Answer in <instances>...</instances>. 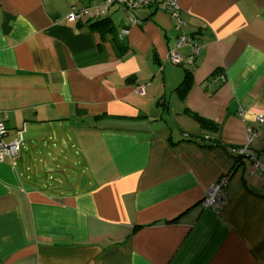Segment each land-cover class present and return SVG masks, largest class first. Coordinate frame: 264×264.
<instances>
[{
  "label": "crops",
  "instance_id": "1",
  "mask_svg": "<svg viewBox=\"0 0 264 264\" xmlns=\"http://www.w3.org/2000/svg\"><path fill=\"white\" fill-rule=\"evenodd\" d=\"M103 1L0 0L7 142L24 131L0 162V264H264V182L232 152L252 128L264 160V0H178V17L142 7L137 24L114 6L121 49L67 19ZM179 18L193 65L168 61ZM224 176L228 205L204 208Z\"/></svg>",
  "mask_w": 264,
  "mask_h": 264
},
{
  "label": "built area",
  "instance_id": "2",
  "mask_svg": "<svg viewBox=\"0 0 264 264\" xmlns=\"http://www.w3.org/2000/svg\"><path fill=\"white\" fill-rule=\"evenodd\" d=\"M159 2V9L170 14L171 16L178 17L180 11L178 0H104L101 4H93L83 9L77 10L73 8L67 16L70 21H78L82 18L89 20H99L107 16L111 9L119 7L125 11L132 24H137L138 20L134 16V12L142 7H149ZM187 23L182 19H178L177 27L181 31L177 41L172 46L168 53V61L175 66L193 65L197 56L201 51V44L191 39L184 31ZM122 39V36H119ZM190 47L193 49L192 55L184 60L180 54L181 49ZM136 94L144 95L145 86H137ZM259 123H264V116L258 118ZM8 129L5 125V120L2 112L0 111V162H4L7 158L12 160L16 159L24 144V131L20 130L16 133V138L12 142H7ZM257 137V130L248 129L247 143L238 148L232 149L235 157L247 158L251 162V171L253 174L258 173L261 181L264 182V160H260L255 152L251 149V143ZM229 186V177L224 176L215 186L209 189L205 199L202 201L204 208L212 209L220 213L229 203V196L227 187Z\"/></svg>",
  "mask_w": 264,
  "mask_h": 264
},
{
  "label": "trees",
  "instance_id": "3",
  "mask_svg": "<svg viewBox=\"0 0 264 264\" xmlns=\"http://www.w3.org/2000/svg\"><path fill=\"white\" fill-rule=\"evenodd\" d=\"M149 7H155V8H158L159 9V2L156 3L155 5H151ZM109 26V22H108V19L107 18H103L101 20H98V21H95V22H92L90 24V27L93 29V30H99V31H102L103 35L105 34H110L113 36V40L114 42L116 43V45L121 49V45L120 43L117 41V36H115V32H114V29L111 28V27H108ZM123 50L125 51V48H123ZM192 79H193V72L191 71L190 68H186L185 69V78H184V81L182 83V85L180 86V88L178 89V92L180 94V97H183L185 96L189 91L190 89L192 88ZM197 121L200 123V125L202 126L203 129H212L215 130V125L213 123H211L210 121L198 116V115H195L194 116Z\"/></svg>",
  "mask_w": 264,
  "mask_h": 264
}]
</instances>
